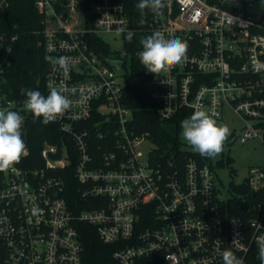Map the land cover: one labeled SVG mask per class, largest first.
<instances>
[{
	"label": "built area",
	"instance_id": "1",
	"mask_svg": "<svg viewBox=\"0 0 264 264\" xmlns=\"http://www.w3.org/2000/svg\"><path fill=\"white\" fill-rule=\"evenodd\" d=\"M165 2L161 15L138 19L127 0H35L43 15L46 92L56 87L73 101L54 121L72 144L45 143L34 166L26 145L20 162L0 172L1 264H86L81 223L113 247L108 264H223L226 249L251 264L264 235V166L252 167L246 179L247 195H254H242L251 214L245 220L229 211L232 197L219 193L211 162L189 156L161 168L150 156L142 161L144 139L129 130L133 112L122 102L124 78L107 61L118 57L92 48L88 37L126 27L185 41L186 58L147 80L161 116L199 109L222 118L230 106L246 121L247 142L264 133V14L252 10V0ZM15 39L0 31V83L13 64ZM60 56L75 63L68 76L53 63ZM18 107L22 131L29 112ZM69 182L77 184L76 204L66 196Z\"/></svg>",
	"mask_w": 264,
	"mask_h": 264
},
{
	"label": "trees",
	"instance_id": "2",
	"mask_svg": "<svg viewBox=\"0 0 264 264\" xmlns=\"http://www.w3.org/2000/svg\"><path fill=\"white\" fill-rule=\"evenodd\" d=\"M2 1L0 0V3ZM7 1L8 5L0 7V31L14 35L16 39L13 47V64L6 71L2 85L7 99L24 107L23 102L26 96L22 94V88L39 90L44 96H47L45 80L48 57L44 46L43 15L36 9L35 0ZM138 2L139 0H127L133 17L139 19L153 14L150 10L145 9L142 16L140 10L136 8ZM151 34L146 33L144 39ZM88 38L92 48L103 52L108 57H114L109 44L102 36L90 34ZM144 39H141L138 33H134L131 42L124 38V47L115 56L123 59L124 65L128 59L131 62L130 68L126 67L125 71L120 73L125 82L122 102L133 112L132 119L128 123L129 130L154 143V147L150 151V160L154 166L163 168L167 166L168 161L182 162L189 156L196 157L202 162H210L209 158L201 157L198 153L185 150L181 146L180 125L184 119L191 116L188 110H182L170 118L161 116V105L152 99L147 86V80L152 73L140 64L137 55L138 52L143 51L142 41ZM22 138L30 149L29 158L34 161L30 164L31 166L37 164L40 151L45 143L60 144L65 139L68 144H72V140L60 131L56 123L51 122L44 125L40 119L34 118L31 112H29L28 123L22 130ZM232 190L250 200L254 195L253 193L247 195L248 185L246 183L233 184ZM242 195H234L229 199V211L231 214H239L248 220L251 214L245 210ZM66 196L72 204H76L79 200L75 182H69ZM77 227L82 234L85 246L86 264H108L112 257L113 247L100 240L95 226L81 223ZM250 262L251 264H261L258 258V248L250 255Z\"/></svg>",
	"mask_w": 264,
	"mask_h": 264
},
{
	"label": "clouds",
	"instance_id": "3",
	"mask_svg": "<svg viewBox=\"0 0 264 264\" xmlns=\"http://www.w3.org/2000/svg\"><path fill=\"white\" fill-rule=\"evenodd\" d=\"M170 2V0H169ZM168 5L165 0H139L136 8L144 15L148 9L153 14L161 15ZM117 34L131 42L134 36L126 27L117 29ZM143 51L137 53L140 64L148 72L156 75L167 71L173 64L180 63L187 56L188 45L178 37L166 39L161 31H155L142 41ZM65 76L75 66L71 57L60 56L53 61ZM26 96L23 102L24 109L31 112L36 119L47 125L56 121L68 111L73 101L63 91L50 86L47 96L39 90L21 89ZM218 113H209L195 110L193 114L181 122L182 137L190 145L194 152L204 158H215L222 153L224 144L230 135L227 125L218 123ZM24 117L16 111L0 110V172L10 169L19 163L26 152V143L22 138ZM33 214L39 212L38 208L32 209ZM258 258L264 264V235L256 238ZM223 264H243L233 251L226 249L222 254Z\"/></svg>",
	"mask_w": 264,
	"mask_h": 264
},
{
	"label": "rangeland",
	"instance_id": "4",
	"mask_svg": "<svg viewBox=\"0 0 264 264\" xmlns=\"http://www.w3.org/2000/svg\"><path fill=\"white\" fill-rule=\"evenodd\" d=\"M254 5L252 10L256 14H264V0H252ZM141 39H144L146 33H138ZM102 38L109 44L112 55L117 56L124 47V35L117 33H102ZM130 59L119 70L120 73L125 71L126 67L130 68ZM3 83V82H2ZM0 83V110L7 108L12 111H19L15 101H9ZM222 118H217L218 123L227 125L230 129V135L224 144L221 154L215 158H209L214 165L217 186L222 197L229 198L234 195H242L232 190V185H240L246 182L252 167L264 166V133L250 137L247 142L241 141V135L245 130L246 121L239 116L233 107L225 106ZM179 137L182 142V148L193 151L192 147L182 137V129H180ZM154 143L150 139H144L140 142L138 151H141V160L147 161L150 151L153 149Z\"/></svg>",
	"mask_w": 264,
	"mask_h": 264
},
{
	"label": "water",
	"instance_id": "5",
	"mask_svg": "<svg viewBox=\"0 0 264 264\" xmlns=\"http://www.w3.org/2000/svg\"><path fill=\"white\" fill-rule=\"evenodd\" d=\"M134 24L137 26L138 25V21L135 19L134 20ZM108 63L117 68V69H121V67L123 66L124 60L121 58H108L107 59Z\"/></svg>",
	"mask_w": 264,
	"mask_h": 264
}]
</instances>
